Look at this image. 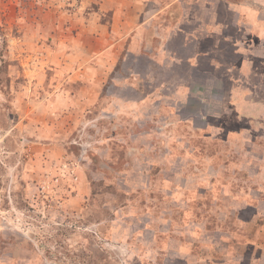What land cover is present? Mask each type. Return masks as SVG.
Wrapping results in <instances>:
<instances>
[{"label": "rangeland", "instance_id": "obj_1", "mask_svg": "<svg viewBox=\"0 0 264 264\" xmlns=\"http://www.w3.org/2000/svg\"><path fill=\"white\" fill-rule=\"evenodd\" d=\"M0 264H264V0H0Z\"/></svg>", "mask_w": 264, "mask_h": 264}, {"label": "crops", "instance_id": "obj_2", "mask_svg": "<svg viewBox=\"0 0 264 264\" xmlns=\"http://www.w3.org/2000/svg\"><path fill=\"white\" fill-rule=\"evenodd\" d=\"M159 16V14H156V16ZM159 19V18H158ZM145 34V33H144ZM146 39L148 38L149 40L151 39V37H152V32L150 33V32H147L146 34ZM149 40H147V41H149ZM159 52V51H158Z\"/></svg>", "mask_w": 264, "mask_h": 264}]
</instances>
